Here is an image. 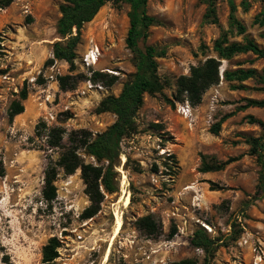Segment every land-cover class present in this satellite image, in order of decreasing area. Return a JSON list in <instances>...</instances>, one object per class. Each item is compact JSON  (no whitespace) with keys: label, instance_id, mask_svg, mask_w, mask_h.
<instances>
[{"label":"rangeland","instance_id":"obj_1","mask_svg":"<svg viewBox=\"0 0 264 264\" xmlns=\"http://www.w3.org/2000/svg\"><path fill=\"white\" fill-rule=\"evenodd\" d=\"M6 1L0 0V264H176L186 259L202 264L203 252L190 245L198 228L216 242L209 264H264V185L259 184L261 168L249 155L248 144L264 131L246 120L252 116L264 125V109L236 112L220 125L217 136L209 133L244 100H264V91L250 80L232 90L221 78L198 106L191 107V127L177 114L175 101L177 79L216 57L213 42L222 34L231 43L253 40L264 50V0H216L215 24L204 18L206 0L148 1L147 13L158 23L148 29L144 46L165 51L156 60L161 89L144 95L136 133L121 143L117 192L105 195L98 214L87 221L80 219L89 202L79 170L72 176L60 171L54 182L55 200L47 204L42 198L47 159L56 160L62 152L49 149L45 136L47 128H62L66 147L70 132L87 130L95 135L115 121L112 114L95 110L105 97L118 96L135 73L125 45L129 7L106 4L81 31L74 69L58 61L50 71L44 63L51 60L52 44L59 41L55 27L62 0H12L5 7ZM231 3L243 35L229 26ZM91 42L100 57L96 71H85L81 59ZM238 68L260 72L264 59L236 56L222 61L220 74ZM100 71L117 81L111 87L97 84L101 91H86L83 84ZM50 75L57 79L69 75L78 82L74 90L62 92L57 84L49 86L45 78ZM23 86L28 91L24 112L10 121L9 106ZM47 94L52 96L45 108L39 104ZM47 112L55 122L46 130L38 128ZM79 154L85 163L95 165ZM203 160L226 165L201 173ZM123 193L129 196L127 206ZM147 215L162 225L157 239L135 230V221ZM117 216L121 229L111 242ZM173 228L176 235L168 240ZM52 238L59 242L58 257L43 263L42 248Z\"/></svg>","mask_w":264,"mask_h":264},{"label":"trees","instance_id":"obj_2","mask_svg":"<svg viewBox=\"0 0 264 264\" xmlns=\"http://www.w3.org/2000/svg\"><path fill=\"white\" fill-rule=\"evenodd\" d=\"M149 0H62L59 6L60 18L55 27V34L59 39L51 46L52 59L44 63L49 67L54 61H62L74 69L76 48L80 43L81 31L86 24L93 21L99 11L108 3L126 4L129 7L125 45L131 53L135 66V73L131 80L122 85L118 96H107L100 101L96 113H110L115 121L102 133L93 135L87 130L70 132L68 145L62 147V139L65 131L62 128H47L44 122L37 127L47 128L46 144L49 149H62L56 160L51 157L47 159L44 170L42 198L49 204L56 198L54 182L61 171L65 176H72L76 171L80 172V179L84 186L89 206L81 215L82 221L95 217L100 211L105 195L114 194L118 190V173L115 171L119 165L121 156V143L124 139L136 133V115L143 106L145 94L152 95L161 89L157 80L156 60L165 56L164 50L155 47L144 46V40L148 29L157 25L158 21L148 15L147 3ZM12 0H7L4 6H8ZM207 13L205 19H212L216 23L215 3L216 0H206ZM235 7L230 4L229 26L236 31L237 35L245 33L244 27L234 17ZM263 23V22H261ZM264 39V36H263ZM212 51L216 57H208L197 66L191 67L187 76H181L176 81L175 101L178 104L188 103L190 107H196L201 103L202 96L210 88L217 86L221 78L225 83L231 84L232 90H239L240 85L245 81H252L264 91V68L258 72L255 69L224 70L220 74L222 61L229 62L239 55L252 54L257 58L264 59V50L253 40L244 39L241 42H229L227 34H222L213 42ZM85 79V78H83ZM86 80V79H85ZM93 85L103 84L104 87H111L117 79L101 72H93L88 79ZM78 81H73L71 76H61L57 79L58 88L62 92L74 90ZM39 80V84H43ZM238 84V85H235ZM28 97L25 86L19 91L17 100L11 102L8 109V119H13L24 112L22 102ZM244 105L238 107L233 113L221 118L216 124L210 127L209 133L217 136L220 125L236 112H243L249 108L264 109V100L246 99ZM249 124H257L264 131L261 121L252 116L246 118ZM37 136H40L39 133ZM250 146L249 155L255 157L261 168L259 184L264 185V135L262 137L248 140ZM79 152L95 161V165L87 164ZM226 163L207 164L204 160L199 172L209 173L220 171ZM135 230L147 239H157L162 235V225L152 215L138 218L135 223ZM176 235V229L169 232L168 240ZM215 240L210 238L205 230L198 228L192 234L190 245L192 248L203 252L202 264H209L215 250ZM59 242L52 238L42 248V262L50 263L58 257L57 248ZM176 264H197L196 260L186 259Z\"/></svg>","mask_w":264,"mask_h":264},{"label":"built area","instance_id":"obj_3","mask_svg":"<svg viewBox=\"0 0 264 264\" xmlns=\"http://www.w3.org/2000/svg\"><path fill=\"white\" fill-rule=\"evenodd\" d=\"M99 57H100V53H99L98 46L95 43L91 42L90 46L88 47V50L86 51L83 58L81 59V67L85 71H89L90 69H92L93 71H96L95 66H96V63L98 62ZM51 59H52V56H51ZM57 62L58 61H54V63L51 66H49L48 69L50 71H53ZM45 79H46L47 83L49 84V86H50V84H57L56 76L50 75ZM83 87L85 88L86 91L97 92V90L98 91L102 90V88L100 86L93 85L88 80L83 84ZM51 96L52 95L47 94L44 97V100L42 102H40L39 105L44 106L46 108L47 104L51 103V101H50ZM176 112L178 115H180L181 118H183L184 120H186L188 122L187 123L188 127H191L192 121H193V109L188 105V103L185 102L183 104H178L176 107ZM42 121L46 124V126H50V125H52V123L55 122V118L51 114V112H47L46 115L43 117Z\"/></svg>","mask_w":264,"mask_h":264},{"label":"bare ground","instance_id":"obj_4","mask_svg":"<svg viewBox=\"0 0 264 264\" xmlns=\"http://www.w3.org/2000/svg\"><path fill=\"white\" fill-rule=\"evenodd\" d=\"M124 179H125V176L122 175V180H124ZM123 194H124V197H123L124 205L127 206L128 203H129V196H128L127 193H123ZM115 225H116V227H115V230H114L113 237L111 238V242L115 239V237L118 235V233H119V231L121 229V221H120V219H119L118 216L116 217V223H115ZM111 242H110V245L109 246L112 245ZM108 252H109V250L107 251V254H108ZM107 254H105V257H104L105 259L107 257Z\"/></svg>","mask_w":264,"mask_h":264},{"label":"crops","instance_id":"obj_5","mask_svg":"<svg viewBox=\"0 0 264 264\" xmlns=\"http://www.w3.org/2000/svg\"><path fill=\"white\" fill-rule=\"evenodd\" d=\"M50 50H51V48H50ZM52 53V52H51ZM60 62H62V61H60Z\"/></svg>","mask_w":264,"mask_h":264}]
</instances>
